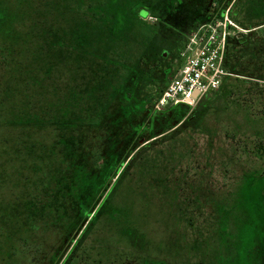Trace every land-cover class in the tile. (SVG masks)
Returning <instances> with one entry per match:
<instances>
[{"label": "rangeland", "instance_id": "rangeland-1", "mask_svg": "<svg viewBox=\"0 0 264 264\" xmlns=\"http://www.w3.org/2000/svg\"><path fill=\"white\" fill-rule=\"evenodd\" d=\"M213 1L256 34L184 122L158 92L206 0H0V264H264V0Z\"/></svg>", "mask_w": 264, "mask_h": 264}, {"label": "built area", "instance_id": "built-area-1", "mask_svg": "<svg viewBox=\"0 0 264 264\" xmlns=\"http://www.w3.org/2000/svg\"><path fill=\"white\" fill-rule=\"evenodd\" d=\"M226 9L222 18L201 25L191 32L181 52L184 65L174 74L157 102L161 111L180 104L195 108L209 92L220 89L229 73L224 67L229 37L246 33Z\"/></svg>", "mask_w": 264, "mask_h": 264}, {"label": "trees", "instance_id": "trees-1", "mask_svg": "<svg viewBox=\"0 0 264 264\" xmlns=\"http://www.w3.org/2000/svg\"><path fill=\"white\" fill-rule=\"evenodd\" d=\"M237 1H238V0H237ZM237 1H236V2H237ZM213 2H214L213 0H206L205 8H204L203 10L200 9V10L198 11V14L200 15V17H198L199 20H197L196 22H194V23L191 25L190 28H188V29H186V30H184V31H181L182 33H181V35H180V37H179V42H180V43L177 41L176 46H177V45H180L181 49H183L184 46H185V43H186L187 36H188L191 32H193L194 30L198 29L201 25H204V24H206V23L212 21L213 19L222 18L223 13L225 12L226 8L217 10V7H216L217 5H211ZM234 4H235V3H234ZM234 6H235V5H233V7H232L231 10H230V15H231V18H232V19H233L238 25H240V24H239V21H237L238 10H237V8H234ZM251 6H252V5H249L248 3H246V9H245V11H246L248 17L252 18L251 20L258 21L259 19L264 18V6H263V5H258V7H259L258 9H260V11H259V12H256V13H254L255 11H253V10L251 9ZM254 7H255V5H254ZM233 9H234V10H233ZM7 20H8V16H7L5 13L2 14V11L0 10V26H3L4 24L6 25V24H7ZM6 26H7V25H6ZM240 26H241V25H240ZM7 28H8V30H9V32L7 33V36L10 37V36H11V33H12V32H11V27H10V26H7ZM255 34H256V33H251V34H249V35H243V34H240L239 36L236 35V36H233V37H229V38H228V41H227V51H226V56H225L224 67H225V69L227 70V72L229 73V76L226 77V78L224 79V81H223V83H222V85H221V87H220V89H219L218 91L207 93V94H206V95L200 100V102H199L197 105H199L200 103H201L200 105H203L202 103H204V101H205L207 98L210 99V97H214V96H216V94H218L219 92L222 91V89L225 88V86H226V84H227L229 78L231 77L230 75H232V74L234 73V70H235V67H234V66H231V64H230V52H231V47H233V46H234V47H239V46L244 45V49H245V50H249V49H250L249 47H250V44H251V42H250V38L254 37ZM38 37H39V38H38V40H39V39H40V36H38ZM243 43H244V44H243ZM39 45H40V44H39ZM39 45H38V46H39ZM34 48H35V47H34ZM259 52H261V50H260ZM257 53H258V52H257ZM162 56H163V55H162ZM256 56H257V55H256ZM171 73H172V72H170V71H169V73L167 72V73H166V74H168L167 77H166V78L164 77V79H163V83H164V84L162 83V87L159 89V92H158L160 97H161L162 93L164 92V90L166 89V87L168 86V84H169V82H170V81L168 80V78L170 77ZM124 88H125V87H123L122 90H123ZM123 91H125V90H123ZM125 99H126V97H125ZM126 101H127V100H126ZM183 107H185V108L183 109ZM166 110L170 111L171 114L173 113L174 115H176L178 119H183V118H184V122L187 121V120H188V122H189V120H193V119L195 118V115H196V113H194L195 110L190 111V110H191V107L188 106V105H185V104H180V105H177V106H170V107H167ZM189 112H192V114L189 115ZM185 117H187V118H185ZM36 123L41 124V122H36ZM56 124H58V125H60V126H66V125H73V126H74V124H76V122L73 121V120H67V119H64V120H62V121H57ZM151 128H152V126H151ZM138 130L140 131V130H141V127H139ZM150 132H151V135H153L152 130H150ZM154 137H156V136H154ZM154 137H152V138H154ZM124 164H125V161L122 162V163L119 165L118 169L116 170V174H115V176L112 178V179H115L116 181L113 183L112 187L110 186V188H109V190H108L109 192H108V193L105 195V197L103 198L101 204H100L99 207L96 209V212H95L94 214H92L91 211H90V209H89V207H87V206H85V207H83V208L81 209L80 213L82 214V217H85V218H88V219L90 218V219H91V220H90V223H94V222L97 220V217H98V215H99V213H100L102 207H103V206H104V207L106 206V203L108 202L109 198L111 197V194H112L113 191L118 187L119 180H120V178H121V176L119 177L118 174H119L120 170L123 168ZM125 165H126V168H127V167H129L130 163L125 164ZM111 166L114 168V165H111ZM113 168H112V169H113ZM112 169H111V170H112ZM111 170H110V171H111ZM110 171H109V172H110ZM122 174H123V173H122ZM122 174H121V175H122ZM260 176H262V177H260ZM260 176H255V177H252V178H250V179H251V180H252V179H261V178L264 177V173H263L262 175H260ZM251 180H250V181H251ZM110 184H111V183H110ZM104 207H103V208H104ZM112 211H113V212H112V213H113V216H117V215L120 214V213H119V210H117L115 207H112ZM72 243H74V239H73ZM74 244L77 245V242H75ZM70 253H72V251H71ZM73 254H74V253H72V255H73ZM69 257H70V255H68V257L62 262V264H68V263H69L68 261L70 260Z\"/></svg>", "mask_w": 264, "mask_h": 264}]
</instances>
